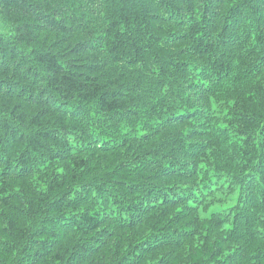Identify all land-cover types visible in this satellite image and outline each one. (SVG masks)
I'll list each match as a JSON object with an SVG mask.
<instances>
[{
	"label": "trees",
	"instance_id": "16d2710c",
	"mask_svg": "<svg viewBox=\"0 0 264 264\" xmlns=\"http://www.w3.org/2000/svg\"><path fill=\"white\" fill-rule=\"evenodd\" d=\"M0 20V264H264V0Z\"/></svg>",
	"mask_w": 264,
	"mask_h": 264
},
{
	"label": "rangeland",
	"instance_id": "374dc122",
	"mask_svg": "<svg viewBox=\"0 0 264 264\" xmlns=\"http://www.w3.org/2000/svg\"><path fill=\"white\" fill-rule=\"evenodd\" d=\"M0 32H8V31L4 30V24L2 23L1 20H0Z\"/></svg>",
	"mask_w": 264,
	"mask_h": 264
},
{
	"label": "bare ground",
	"instance_id": "6f19581e",
	"mask_svg": "<svg viewBox=\"0 0 264 264\" xmlns=\"http://www.w3.org/2000/svg\"><path fill=\"white\" fill-rule=\"evenodd\" d=\"M38 15V14H37ZM68 231V230H67Z\"/></svg>",
	"mask_w": 264,
	"mask_h": 264
}]
</instances>
